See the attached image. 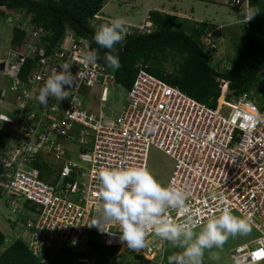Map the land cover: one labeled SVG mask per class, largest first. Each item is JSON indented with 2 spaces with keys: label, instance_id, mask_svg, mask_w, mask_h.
Masks as SVG:
<instances>
[{
  "label": "built area",
  "instance_id": "built-area-1",
  "mask_svg": "<svg viewBox=\"0 0 264 264\" xmlns=\"http://www.w3.org/2000/svg\"><path fill=\"white\" fill-rule=\"evenodd\" d=\"M220 2L234 5L238 22L243 23L248 0ZM0 18L24 32L22 43L14 48L18 60L7 69L13 80L1 89L0 122L17 131L10 132L9 140L0 147V194L7 195L12 213H18V219L10 221L13 231L40 264H50L46 251L58 252L66 246L82 253L92 241L117 246L118 254H141L147 261L163 255V245L152 234L146 247L133 251L119 240V233L109 235L86 225L95 215L98 181L94 170L147 167L151 146L172 161L166 186L187 194V215L180 216L174 209L166 214L180 223L189 215L205 223L223 207L237 211L249 219L258 236L232 248V260L235 264H264V91L251 88L228 98V81L216 76L220 94L213 107L151 74L147 65L139 62L119 112H105L114 74L100 61L87 67L79 63L82 37L66 30L47 55L44 46H39L45 31L30 13L0 6ZM95 18L107 23L112 20L97 14ZM126 27L127 34L152 29L147 20L139 25L126 22ZM200 40L210 55L216 53L212 31L204 32ZM36 56L28 85L17 72L26 57ZM210 61L213 63L214 57L210 56ZM64 63L72 65L74 74L85 72V77L75 81L69 99L58 104L49 98L47 105H41L36 99L40 86ZM93 86L100 87L97 112L83 103V93ZM7 88L13 91L4 111ZM65 143L78 146L76 160L70 158ZM39 157L48 168L45 177L34 165ZM67 264L94 263L77 256Z\"/></svg>",
  "mask_w": 264,
  "mask_h": 264
},
{
  "label": "trees",
  "instance_id": "trees-1",
  "mask_svg": "<svg viewBox=\"0 0 264 264\" xmlns=\"http://www.w3.org/2000/svg\"><path fill=\"white\" fill-rule=\"evenodd\" d=\"M106 1L108 0H0V5L32 15V20L45 31L41 45L46 48L45 54L49 55L66 29L89 40L92 48H98L92 41L95 27L90 22ZM249 2L253 6H259L261 13L247 24L238 23L243 26L241 40L244 39L246 47L243 59L223 55L216 57L211 63L210 54L206 53L200 35L212 27V24L206 21L186 23L187 20L182 17L150 9L147 18L152 22L151 31L127 34L122 43L115 45L112 54L118 56L121 65L118 70L113 69L115 81L125 90L129 89L137 74L138 62H146L151 74L213 107L220 94L216 76L228 81V98L239 96L251 88L264 91V3L263 0H248V4ZM23 37V30L14 26L11 44L19 45ZM216 39L218 41V37L214 38L215 41ZM99 51L103 57L104 52L109 50ZM38 57H26L17 72L18 78L28 85H31L28 81L29 72ZM99 61L105 64L102 58ZM10 63L7 62L4 73L9 83L13 80L7 73ZM166 63L171 65L170 70ZM85 96L86 93H83V103L87 106ZM9 137L10 133L0 128V147ZM34 165L38 166L41 177L48 175V168L41 157ZM4 242L5 235L0 230V264H40L38 258L30 253L26 242L17 235L9 244ZM117 251V246L92 241L89 249L82 253L69 250L66 246L58 252L46 253L50 264L72 263L77 256L88 257L94 264H110L108 261L118 254ZM133 254L142 262L139 264H148L149 261L141 254Z\"/></svg>",
  "mask_w": 264,
  "mask_h": 264
},
{
  "label": "clouds",
  "instance_id": "clouds-1",
  "mask_svg": "<svg viewBox=\"0 0 264 264\" xmlns=\"http://www.w3.org/2000/svg\"><path fill=\"white\" fill-rule=\"evenodd\" d=\"M235 3L239 4L240 0H235ZM150 9L152 8L146 9L143 22L146 20L151 22L147 18V12ZM100 11L96 14L106 17ZM1 12L3 11L1 10ZM260 13V7L253 6L249 2L243 10V23L251 21ZM96 14H94V19L90 24L95 27L92 41L98 45V48H92L91 42L82 37L84 39L83 51L79 63L86 67L92 66L96 65L102 58L114 74L113 69L118 70L121 65L118 56L112 52L115 50V45L122 43L127 35L126 22L135 25L143 22L136 24L117 16L107 17L112 19L107 23L102 18H95ZM183 16L179 17L191 20V18ZM210 24L213 25V23ZM13 27L11 26V30ZM216 29L215 26H212L206 31H212L213 35V30ZM62 36L57 42L61 40ZM16 46L18 45L12 44L13 54H15L14 48ZM43 48L46 50L45 47ZM99 49L109 51L104 52L103 57H101ZM205 51L209 54L207 49ZM17 60L16 55V59H9L8 61L12 64ZM8 61L6 57L0 61V70L4 69V73ZM141 63L146 64V68H148L146 62ZM138 68L139 66H137V71ZM71 69L72 65L64 63L60 65L59 71L52 70L36 96L41 105H47L49 98H53L58 104L69 99L75 81L83 79L86 75L83 71L74 74ZM114 84L123 88L116 81ZM3 119L7 120L8 118L4 117ZM94 175L98 181V188L95 193V215L89 218L86 225L95 227L99 232L109 235L119 233V240L133 251L146 247V239L149 234H152L159 239L162 245L167 243L170 247L178 249L167 257L168 264H204L206 250L214 248L222 250L230 237L246 235L251 231L249 219L234 215L229 207H223L218 215L208 218L205 223L194 220L190 215L183 223L177 222L166 213L169 209H174L178 211L180 216L188 214L189 206L186 203V192L176 187L162 185L145 166L99 167L94 170ZM113 228L116 231H112ZM197 229L199 230L197 231ZM211 258L219 259L218 253H213ZM157 262L159 263L158 259Z\"/></svg>",
  "mask_w": 264,
  "mask_h": 264
},
{
  "label": "rangeland",
  "instance_id": "rangeland-1",
  "mask_svg": "<svg viewBox=\"0 0 264 264\" xmlns=\"http://www.w3.org/2000/svg\"><path fill=\"white\" fill-rule=\"evenodd\" d=\"M165 3L167 5H174L178 3L179 7L183 12L182 14L192 13L197 17H203L204 21L213 22V26L217 28L213 30L214 37H218L216 53L210 55L214 57H221L225 55L231 58H241L245 57L246 47L243 38V26L237 22L240 19L238 14V9L230 4L225 5L221 3L222 0H108L103 5L100 13L106 17H117L123 18L126 21L139 24L143 22L146 16V7L149 5H157L159 2ZM164 5V4H162ZM184 17V16H182ZM186 19V23H192V20ZM194 21V20H193ZM212 26V25H211ZM12 30L11 26L0 18V61L5 57L8 61L9 59H16V55L12 52ZM168 70L171 69V65L166 63ZM4 69L0 70V88L5 87V84L9 83L8 78L4 75ZM11 89L8 90L2 103L3 110H6L7 104L9 102V95L12 94ZM99 86H93L86 91V103L87 108L92 112H97L99 109ZM125 99L124 88L112 84L109 88L108 100L104 103L105 107L103 110L105 112H119V109L123 105ZM0 127L7 130L9 133H15L16 127L11 124L0 123ZM67 149L71 151L70 158L76 160V153L78 152L77 145H71L65 143ZM68 156V155H67ZM147 169L158 180L162 185L166 186L169 175L172 169V161L159 149L154 146L149 148L148 164ZM12 203L8 200L7 195L2 192L0 195V230L5 235L4 244H9L15 239L16 233L13 231L12 224L10 221L17 218L18 213H12ZM234 215L238 217H243L237 211H232ZM25 214V212H22ZM244 218V217H243ZM18 219V218H17ZM199 229H197L198 231ZM258 236V232L251 225V231L246 235H238L236 237H230L225 243L222 250L211 249L205 251L204 264H235L230 256V250L237 245L243 244L250 241L251 239ZM178 251V249L170 247L167 243L163 244V255L159 257L158 261L154 258L153 261H147L148 264H168L167 257L173 252ZM213 253H218L219 259H212ZM160 254V253H159ZM110 264H139L142 263L131 251L123 254H116L110 258L108 261Z\"/></svg>",
  "mask_w": 264,
  "mask_h": 264
},
{
  "label": "crops",
  "instance_id": "crops-1",
  "mask_svg": "<svg viewBox=\"0 0 264 264\" xmlns=\"http://www.w3.org/2000/svg\"><path fill=\"white\" fill-rule=\"evenodd\" d=\"M162 4H164V5H162ZM177 4L178 3H174V5H167L164 1L163 3L159 2L157 5H149V8L161 10V11L172 13V14H176L178 16L185 15V16L191 18L192 21L193 20L194 21H204L203 17H197V16L193 15L192 13H189V15L180 13L183 11L181 10L179 5H177ZM210 23H213V22H210Z\"/></svg>",
  "mask_w": 264,
  "mask_h": 264
}]
</instances>
